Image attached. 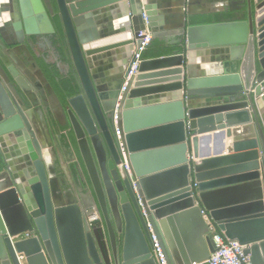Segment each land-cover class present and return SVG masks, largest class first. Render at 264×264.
Masks as SVG:
<instances>
[{
    "label": "water",
    "instance_id": "1",
    "mask_svg": "<svg viewBox=\"0 0 264 264\" xmlns=\"http://www.w3.org/2000/svg\"><path fill=\"white\" fill-rule=\"evenodd\" d=\"M202 1L16 0L18 13L9 16L19 42L54 33L50 17L59 18L82 91L66 104L91 198L69 186L64 165L58 176L59 166L48 164L36 135V119L47 130L43 110L20 106L15 86L29 100L38 77L55 95L28 50L6 47L0 27L7 54L0 50V264H157L148 223L168 264H198L215 251L204 215L247 246L252 264H264V100L257 85L264 80V0H242L244 19L190 25L191 16L212 12ZM146 27L151 42L182 49L142 59L122 112L147 218L118 173L102 104L112 87L116 101L133 61L127 51L139 48ZM174 33L179 38L167 40ZM212 64L215 71H202ZM216 137L221 147L203 153L202 144ZM92 209L100 219L90 225ZM26 231L31 236L21 237Z\"/></svg>",
    "mask_w": 264,
    "mask_h": 264
},
{
    "label": "flooded vegetation",
    "instance_id": "2",
    "mask_svg": "<svg viewBox=\"0 0 264 264\" xmlns=\"http://www.w3.org/2000/svg\"><path fill=\"white\" fill-rule=\"evenodd\" d=\"M225 4L226 7L230 9V11H233L235 13H240L242 11H245V7L242 0H225ZM53 6L55 7L54 2H53ZM0 12L2 13L3 16V18L0 17V27L2 31L7 35L9 40V43L6 45L7 48L14 49L16 47L19 48L24 47L26 50L30 52V55L33 57L32 60L36 61V63L39 65L40 68L41 66L39 63V58H43L46 63H54L56 66L59 63L61 65L60 72L63 73L64 75L69 74V72L73 69L71 65V61L70 63L63 62L60 51L57 48V46L60 45L59 43H56V41H58V36L56 33L55 26L52 22V17H50V19L55 29L54 33L46 32L44 34H38V35H25L23 40L19 42L18 31L12 27L9 16L10 14L13 15L15 13H18V10L16 8V0H9L8 5L1 8ZM29 41L33 43L34 45L33 47L30 46ZM0 50L2 51V53H4V55H7L5 53L3 46L1 47ZM24 54L25 53L22 51L21 52L22 61L27 66H29L32 63V61L29 60L27 56H24ZM66 65H69L70 67H66ZM119 78L120 77H117V80ZM29 85L32 92L29 100H26L20 89H18L15 86L17 94H14V96L16 98L17 103L23 107L24 105L29 106L35 104L38 109L41 108L43 110L47 132L44 130L42 123L38 119H36V125H37L36 135L40 137L43 144H45V142L43 141L42 136L45 135L47 137L48 142L51 141L50 142L51 147L56 151V156L60 154L61 156H63V160L67 164L65 168H67L66 170L69 174V178H67L68 179L67 181H69V186L72 185L77 190L82 192L83 196L86 199H90L91 186L87 183V179H86L87 177L83 173V170L80 167V165L76 164L77 156L73 151L72 147L66 145L67 139L66 137H64V134H66L69 130H71L67 115V104L59 99L58 95L56 94L50 83L49 85L52 88L55 98L53 97L52 93L48 91L45 84L38 77L36 79V85L30 83ZM115 91L116 89L114 87L106 90L105 97L102 103L104 108L106 109V119L109 125H111L112 123V111L115 102V98H114ZM81 92L82 91L80 89L79 93ZM50 110L53 111L58 110L62 112V115H64L65 122L63 124L59 123L57 116L54 113H52ZM64 126H67L66 129L62 128ZM39 134H41V136ZM9 154H11L10 156H14L13 150H10ZM73 163H75V165H73ZM53 166L57 167L58 165L55 162H53ZM57 175L64 176V172L62 173L61 171H59L58 168Z\"/></svg>",
    "mask_w": 264,
    "mask_h": 264
},
{
    "label": "built area",
    "instance_id": "3",
    "mask_svg": "<svg viewBox=\"0 0 264 264\" xmlns=\"http://www.w3.org/2000/svg\"><path fill=\"white\" fill-rule=\"evenodd\" d=\"M141 35L143 36L142 42L139 48L136 50L134 49L131 52V57L133 61L130 63L128 67L127 75L124 77L122 86L120 91L117 95L113 111H112V127H113V134L116 140V144L119 150L120 159L117 163L118 173L121 178H127L130 181L132 186L133 192L136 195L138 205L141 208V212L145 218H147V213L145 210L144 203L142 201V195L139 192L138 187V178L134 175L132 170L130 160H129V148L127 144L126 134L123 131V124H122V112L124 110V103L126 101L128 92L132 87V84L137 76L138 69L140 66V62L142 61L143 52L147 49L151 42V32L146 27L145 30L141 31ZM260 87L261 94L259 95L264 96V80L258 83ZM254 92V88L252 89ZM206 223L208 225L209 234L211 235L214 243H215V251L210 254L209 258L198 264H252L250 261V255L245 254L244 250L247 248L246 245L240 244L236 240H231L226 238L222 233L217 232L214 225L211 224L210 220L204 215ZM100 219V214L96 209H92L87 211L86 213V220L88 224L95 220ZM149 230L151 234V240L153 243L152 249V256L157 264H168L163 249L156 238L152 228L150 227L149 223ZM31 234L26 231L22 233L21 237H30ZM196 264V263H194Z\"/></svg>",
    "mask_w": 264,
    "mask_h": 264
},
{
    "label": "trees",
    "instance_id": "4",
    "mask_svg": "<svg viewBox=\"0 0 264 264\" xmlns=\"http://www.w3.org/2000/svg\"><path fill=\"white\" fill-rule=\"evenodd\" d=\"M240 14L241 15L237 17L235 12L229 10L212 11L210 13L191 16L189 20L190 21L189 24L190 25L208 24V23L221 22V21L239 20V19H244L246 17L245 11L240 12ZM52 22L55 26L56 33L58 36V41H56V43H59L60 45L57 46V48L60 51L63 62L70 63L67 43L57 15H54L52 17ZM174 50L181 51L182 49L181 47L178 46L168 47L166 45L161 44L157 40H154L150 42L147 49L143 52L142 57L145 58V57H158L162 55H169ZM39 63L46 78L48 79L49 83L52 85L54 91L56 92V94L58 95L59 99L62 102L66 103L68 98L75 96L80 92V86L78 84V80L74 69H72L68 75H64L63 73L60 72V69L54 63H46L43 58H39ZM66 127L67 126H64L62 128L66 129ZM64 137H66L67 139L66 145L72 147L73 151L77 156L76 164L80 165V167L83 170V173L86 176V172L84 170L72 130H69L66 134H64ZM73 165H75V163H73ZM3 167H4L3 158L0 155V171L3 169ZM86 179H87V183L90 185L88 178Z\"/></svg>",
    "mask_w": 264,
    "mask_h": 264
},
{
    "label": "crops",
    "instance_id": "5",
    "mask_svg": "<svg viewBox=\"0 0 264 264\" xmlns=\"http://www.w3.org/2000/svg\"><path fill=\"white\" fill-rule=\"evenodd\" d=\"M3 1L4 0L0 1V3H2ZM198 6L202 7V8H205V9H208L210 11H213L214 9H218V8H219V10H226V4H225L224 1L219 2L217 4L216 3H210V4L200 3V5L198 4ZM178 7H179V10H180L179 13H182V6H178ZM0 10H1V7H0ZM0 17L3 18L1 12H0ZM171 30H172V28H171ZM178 38H179V36L174 33V34H171L170 36H168L167 40L176 41ZM157 41L160 42L163 45H166L165 42H163V40H157ZM220 147H221V138L216 137L215 139H212L211 142H209V143H203L202 146H201V150H202L203 153H207L209 151L213 152L214 150H218ZM62 158L59 155H57L56 158L53 159L52 163L55 162L59 166V171H61L63 173L64 170H63L62 165H64V161L62 160ZM73 189L75 191H77V189L75 187H73Z\"/></svg>",
    "mask_w": 264,
    "mask_h": 264
},
{
    "label": "bare ground",
    "instance_id": "6",
    "mask_svg": "<svg viewBox=\"0 0 264 264\" xmlns=\"http://www.w3.org/2000/svg\"><path fill=\"white\" fill-rule=\"evenodd\" d=\"M222 1H224V0H203L200 3H205V4L216 3L217 4V3L222 2ZM127 53L131 54L129 49H128ZM216 69H217V65L216 64H212V65H207L206 67H204L202 71L203 72H211V71H215ZM262 99L264 100V96L262 97ZM41 133H43V132H41ZM39 135L41 136V134H39ZM42 139L45 142L44 145H45V148L47 149V151L44 153L45 154V158H46L48 164H50V163H52L54 158H53L52 152L50 151L49 142H48L47 137L45 135L42 136ZM146 139H149V138H146ZM146 139H144L145 141L144 140H142V141H144L146 143L153 141V140H146Z\"/></svg>",
    "mask_w": 264,
    "mask_h": 264
},
{
    "label": "rangeland",
    "instance_id": "7",
    "mask_svg": "<svg viewBox=\"0 0 264 264\" xmlns=\"http://www.w3.org/2000/svg\"><path fill=\"white\" fill-rule=\"evenodd\" d=\"M218 9H219V8H218ZM214 10H216V9H214ZM235 14H236L237 17H239V16L241 15L240 13H235ZM59 156H60L61 158L63 157V156H61V154H60ZM62 160H63V158H62ZM63 161H64V160H63ZM64 165H65V167H66V165H67L66 162H64ZM66 169H67V168H66ZM66 171H67V170H66ZM63 172H64V171H63ZM66 186H67V185H66ZM66 186H65V187H66Z\"/></svg>",
    "mask_w": 264,
    "mask_h": 264
}]
</instances>
